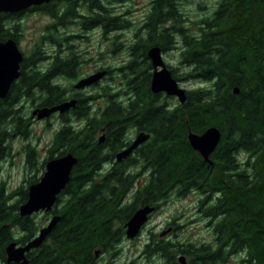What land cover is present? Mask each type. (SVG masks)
<instances>
[{"label": "trees", "instance_id": "1", "mask_svg": "<svg viewBox=\"0 0 264 264\" xmlns=\"http://www.w3.org/2000/svg\"><path fill=\"white\" fill-rule=\"evenodd\" d=\"M84 1L89 2L92 9L94 5L99 6V0ZM77 2L69 0L71 9ZM167 2L161 0L163 4ZM221 5L214 17L205 19L206 26L227 29L232 35L243 36L242 44L235 51L237 56L231 61V44H235L230 40L231 34L226 35L227 40L219 37V41L212 38L204 41L223 54L222 64L216 68L221 76L214 88V95L217 96L201 102L208 94L213 97V91L197 90L192 93V100H188L185 111L171 114L169 123L173 126L170 136L166 138L167 131L161 128L157 134L162 135L152 149L156 176L138 196V205L149 201L157 205L175 187L180 190L192 187L203 194L208 193L199 209L212 222L214 242L175 244L167 240L147 244L146 253L149 256L162 257L159 264H179L177 260L180 255H186L190 264H225L237 254H242L241 262L245 264H264V0H222ZM47 12L52 14L53 9H47ZM104 16L107 29L117 26L118 17L110 12ZM97 18L91 16V20ZM18 20L19 17L0 12V41L9 37L20 40L21 26ZM48 30L49 34L43 36L42 42L52 43L55 32L52 24ZM75 38L77 36H73ZM112 44L117 48L121 42L114 38ZM47 58L44 54L39 60L45 61ZM60 68L67 72L76 70L68 58L60 60ZM112 70L121 73L125 81L122 90L131 94L136 75L132 61ZM55 73L52 65L46 71L36 69L24 73L15 84L16 88L5 98H0V166L11 153L9 141L14 135L29 134L30 125L25 118L28 113L19 104L22 97L35 100L42 107H51L63 101L60 87L51 82ZM140 82L143 84L145 80L141 79ZM235 87L240 89L238 95L233 91ZM147 90L142 86L141 92ZM115 97L109 96L111 104L100 118L89 117L87 98L79 99L70 115H61L63 125L52 141L49 156L72 152L79 161L72 172L71 181L57 200L55 212L60 214L61 219L42 246L30 252V264H94L97 250L110 252L116 241L118 235L113 221L127 219L137 204L121 207L129 185L119 174V168H113L112 173L105 177L99 172L106 153L103 151L104 144L99 143L96 135L105 117L111 119L109 122H120L125 126L133 123V98H128L126 104H120L114 102ZM142 99L141 107L147 109L149 100L145 97ZM151 112L154 120L166 124L164 112L158 115L154 108L153 111L150 109ZM184 113L189 117L188 122ZM83 119H88L86 127L72 125L74 121ZM174 124L182 125L185 129L192 124L201 130L215 125L221 130L222 154L213 173L207 171L204 176L197 175L194 169L197 164L183 137L182 126L176 127ZM122 134V131H118L119 139L116 141L122 140ZM26 147L27 155L32 158L34 150L29 144ZM122 147L119 143L111 145L113 151ZM242 152L248 155L244 161L246 167L239 166L238 157ZM36 181L38 178L29 182ZM216 192L220 194L215 201L208 202ZM13 195L12 192H5V185L0 181V264H18L7 262L6 245L13 240L25 244L38 231L30 216L20 217L19 205L28 198V191L25 190L15 203H11ZM15 229L21 233L15 235Z\"/></svg>", "mask_w": 264, "mask_h": 264}, {"label": "flooded vegetation", "instance_id": "2", "mask_svg": "<svg viewBox=\"0 0 264 264\" xmlns=\"http://www.w3.org/2000/svg\"><path fill=\"white\" fill-rule=\"evenodd\" d=\"M134 1L136 0L119 2L113 0H99V6L94 5V8L92 9L89 2L78 0L77 4L71 9L69 0H51L42 4H32L20 11L4 12L11 17H19L20 20L18 21H21V23L35 15H47L51 18L52 26L55 31L53 38L54 42H42L44 35H41L39 40L27 51L20 46L24 27L17 22L21 26V31L19 32L20 40L17 42L24 57L20 67L21 74L19 78L22 74L35 71L36 69L37 71H46L51 65L55 68L56 73L54 74V78L51 79V82L60 87L61 97L63 99L62 102L72 99L77 100L76 105L65 113L56 111L54 114H56L58 118L61 119V115H70L76 108L79 99L83 100L84 98H87L89 117L94 118L102 117L107 106L111 104L109 96L115 95L114 102L120 104H126L130 97L134 100V106L132 109L133 123L125 126L120 122H109L111 119L105 117V121L96 135L99 139V143L104 144L103 151L106 153V156H104L105 159L102 162V168L99 170L101 176L105 177L112 173L113 168H119V174L125 179V184L129 185L128 191L123 196L121 207H130L131 204L137 202L133 207L135 210L133 209L130 211L127 219H115L112 223L118 236L116 238L117 242L115 241L111 248V256H115L119 252L116 245L122 244L127 240L134 243L141 241L142 238H146V241L148 242L147 244L159 241L162 243L167 240L175 244L186 243V241L177 239L178 230L181 229L183 225H179L176 222H169L167 223L166 228L157 234L153 229H149V224L152 222L154 215L160 209L161 205L168 201V198L171 195L185 197L192 192H196L202 196L199 200V203H201L204 197L209 195L208 193L203 194L199 189L192 187L187 189L183 188V190L175 187L170 191L168 196L158 202L157 205L151 201L146 203L143 202L138 205V196L139 193H141V190L145 189V187L149 185L151 180L156 176L155 160L153 159L154 150L152 151V149L154 148V145L157 144L158 137L162 135L157 134L161 128L167 131V134L165 135L166 138L170 136L169 132L172 130L173 126L169 123L171 120V114L174 112L180 114L181 111H185V109L188 108L187 102L191 98L192 93L197 90H205L210 93L213 91V97L208 94L203 97L201 102H203V100L209 101L217 96L214 95V88L215 84L220 81L221 76L216 68L220 63L222 64L223 54H221L219 49H215V46H211L210 43H204V41H209L211 38L219 41V37L222 40H227L226 35L231 34L227 29H221L219 27L208 28L206 26L207 20L205 19L216 15L218 9L222 6V0H214L209 3L207 0H173V2L168 0L166 4L161 3V0H148V3L143 4L141 7L137 5L135 9H132L128 5L132 4ZM193 4H195V6H193ZM47 9H53L52 14L47 12ZM108 12L119 19L117 26L109 29L106 27V17L104 16ZM201 12L204 14L202 15ZM91 16H96L98 18L94 21L91 20ZM9 25L11 27L12 23ZM96 29L100 30L101 37H105V47H107V45L110 46L114 38L119 40L120 34L133 29V36L130 42L125 43L119 40L121 44L117 48L112 44L114 52L124 50L127 54L125 59H123L121 61L122 63L119 65H124L132 61L136 70V75L133 80L134 91L131 94L122 90L125 81L122 78L121 73L117 74L118 79L115 78L113 76L115 71L112 70L115 67L107 65L106 62L102 63L105 58L102 44H100L101 47L98 49L97 53H91L90 49H81V46L90 40V37L93 34L92 32ZM112 33H114L113 37L110 36ZM73 36H77L81 41H76V38L73 39ZM60 37L62 39H60ZM83 38H86V41H82ZM109 38L113 39L107 43ZM243 39L244 37L241 35L231 34L230 40L235 42V44H231L233 46L232 53L229 55L231 61L235 60L237 56H235V51L237 46L242 44ZM148 41L149 43H147ZM47 44L51 45L50 48L47 47ZM153 48L159 49V53H155L154 56L150 53ZM44 54H46L48 58L45 59V61L39 60L40 56L42 57ZM62 58H68L70 62H73L76 70L74 72H67L66 70L61 69L60 60ZM157 60H161L163 64L156 66L155 61ZM87 62L95 63V68L89 73L83 71L84 63ZM163 68H166L170 72L171 78L177 84V89L183 90L186 93L187 97L184 101L181 100L178 94H169L165 90L155 92L152 89V79L155 72L161 71ZM103 70H106L107 74L100 80L85 87L76 86L81 79ZM19 78L12 82L8 94L11 93L12 89L16 88L15 84L18 82ZM112 79L115 81H110ZM141 79L145 80L143 84L140 82ZM142 86L148 90L141 92ZM124 93L127 95L122 96ZM142 96L149 100L147 109L141 107L140 102L143 100ZM62 102H57L54 105H58ZM19 104L21 109L28 113V117L25 116V118L30 125L29 134L27 136L16 134L14 137L22 136L26 138L30 135V128L35 121V117H32V113L36 108L42 106L39 105V102H36L35 100L32 101L25 97H22ZM153 108L157 109L158 115L164 112V121L167 120L165 122L166 124L163 125L158 119L154 120L153 112L150 113V109L153 111ZM119 119V121H121L122 118L120 117ZM185 120L186 122L189 121L188 115L185 116ZM87 121L85 119L74 121L72 125L74 127L83 128L87 126ZM155 121H158L157 125L155 124ZM62 125L63 122L61 123V127ZM174 126L180 127L182 125L174 124ZM212 126L215 125H209L203 130H201L202 128H196L192 124L187 129L182 126L184 131L183 137L186 144L189 145L192 150V155L197 164L194 169L195 172L197 171L199 177L204 176L206 174L204 172L207 171L213 173L216 165L219 163L218 157L222 154L221 141L214 149L205 155L207 152H203L192 145L190 135L193 134L200 136ZM118 131L123 132V138L122 140L116 141L119 137ZM140 137H144V140L140 142V144L129 155L119 160L117 155L121 151L129 148ZM112 138L114 139L109 142ZM184 139L180 142L181 144ZM117 143L123 145V147L119 150L113 151L111 145ZM29 145L31 149L34 150V155L30 158L25 152V168L26 170L36 171L37 173L40 171L41 176L38 177L39 181L46 171L47 162L54 157L62 155H54V157H50L49 147L48 156L40 161L37 156L38 150L36 146L30 143ZM26 146L24 147L27 149ZM244 161L245 159H239L240 167L245 165ZM35 178L37 179L36 174L31 175L26 179L27 187H24L22 184L12 191L9 190V192L14 194L13 196L19 195L17 202L25 190L29 193V186L32 183H35L29 181L31 179L34 180ZM0 181L5 185V192H8L6 191V182L4 180ZM219 194L220 193L216 192L214 195H211V199L208 202L215 201ZM26 200L20 203L19 209L21 204ZM147 205L155 206V210L149 215V220L142 226L139 233L133 238L128 237V222L137 210ZM56 208L57 204L52 211H42V213L45 212L47 215L49 214L51 220L55 214H58L55 212ZM30 217L33 219L34 223H36L34 219L35 214ZM40 229L36 235L39 233ZM106 254L109 253L106 251L103 252L100 249L97 250L96 255H94V264H99L101 258ZM27 256L30 259V252L27 253ZM177 262L179 263L178 260Z\"/></svg>", "mask_w": 264, "mask_h": 264}, {"label": "rangeland", "instance_id": "3", "mask_svg": "<svg viewBox=\"0 0 264 264\" xmlns=\"http://www.w3.org/2000/svg\"><path fill=\"white\" fill-rule=\"evenodd\" d=\"M212 1L214 0H207L208 3ZM146 3H148V0H136L128 6L135 9L137 5L141 7ZM193 6H195V4H193ZM17 22L22 24L24 27L20 46L25 51L29 50L33 44L39 40L41 35L43 36L45 34H49L46 29L48 30L52 24L51 18L47 15H35L22 21V23L21 21ZM92 33L93 34L91 35L90 40L85 42L81 46V49H90L91 53H97L98 49L101 47L100 44H102V49L105 52V58L102 63L106 62L107 65L112 67L119 66V64L122 63L121 61L125 59V56L127 55L126 52L124 50L114 52L112 44L105 47V37H101L99 29L94 30ZM113 34L114 33L110 36L113 37ZM132 36L133 29L120 34L119 40L128 43L131 41ZM112 39L113 38H109L107 43H109ZM75 40H78V42L81 41L79 38H76ZM82 41H86V38H83ZM50 46V44H47L48 48H50ZM94 68L95 63L87 62L84 63L83 71L85 73H89ZM117 72L118 71H115L113 76L118 79ZM110 81L113 82L115 80L112 79ZM61 121L62 120L58 118L56 114H52L51 117L46 119H37L35 117V121L30 128L31 133L28 137L24 138L22 136H16L9 141L11 153L0 166V180H4L6 182V191H12L22 184L24 187H27L26 179H28L31 175L36 174L37 178L41 176L40 171L37 173L36 171L26 170V148L24 146L29 143L35 145L38 150V159L42 161L48 156V149L52 144L56 131L61 127ZM57 155L59 154L55 153V156ZM247 157L248 155L245 152H242L239 155L240 160L245 159L246 161ZM245 165L244 167H246ZM18 197L19 195L13 196L11 203L17 202ZM201 198V194L199 195L196 192H192L190 195L185 197L171 195L168 198V201L163 203L154 215L152 222L149 224V229H153V231L158 234L166 228L167 223L176 222L179 225H183V227L178 230L177 239H181L186 242L213 243L214 236L212 231V222H210V219L204 217L203 212L199 209V200ZM49 216L50 215H47L45 212L35 214L34 219L36 225L38 226V230L48 224V221L50 220ZM20 233L21 231L15 229V235ZM147 243L146 238H142L141 241L134 243L127 240L122 244L116 245L119 252L115 256H111V253L108 252L109 254L104 255L99 264H159L162 257L157 256L156 254V256H149L145 251ZM241 257L242 254H237L231 257L229 262L225 264H245L241 262Z\"/></svg>", "mask_w": 264, "mask_h": 264}, {"label": "water", "instance_id": "4", "mask_svg": "<svg viewBox=\"0 0 264 264\" xmlns=\"http://www.w3.org/2000/svg\"><path fill=\"white\" fill-rule=\"evenodd\" d=\"M51 0H0V12H16L29 7L32 4H42ZM150 53L154 56L159 53L158 48L151 49ZM23 53L18 42L14 38H8L0 41V97L5 98L9 92L13 81L19 78L21 71V63L23 62ZM156 60V59H155ZM155 65L163 64L161 60L155 61ZM107 74L106 70L90 75L81 79L77 87H85L100 80ZM152 89L155 92L165 90L169 94H178L182 101L187 97L183 90L177 89L176 82L171 78L170 72L163 68L161 71L155 72L152 79ZM234 93L238 94L240 89L234 88ZM77 100H67L58 105L45 106L36 108L32 117L37 119H46L52 116L54 112L60 111L64 113L76 105ZM222 138V132L217 126L209 127L202 135H190L192 145L202 150L207 155L214 149ZM144 140L140 137L129 148L121 151L117 156L121 160L129 155ZM79 158L72 152H68L62 156L50 159L46 164V171L41 179L29 186L27 200L21 204L19 212L20 216H31L34 213L45 211L49 212L54 209L58 196L66 188L71 181V175L74 166L78 164ZM155 210V206L147 205L135 212L128 222V237H135L142 226L149 220V215ZM60 214H55L49 223L43 226L39 233L25 244H19L17 241H10L5 252L8 263L30 264L27 256L33 249H38L47 240L53 230L60 221ZM98 254V253H97ZM179 264H190L186 255L179 256Z\"/></svg>", "mask_w": 264, "mask_h": 264}]
</instances>
